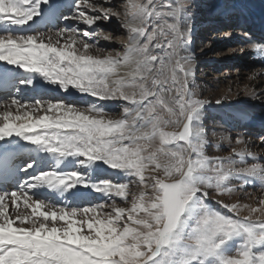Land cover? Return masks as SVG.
Wrapping results in <instances>:
<instances>
[{"label": "snow or ice", "instance_id": "snow-or-ice-1", "mask_svg": "<svg viewBox=\"0 0 264 264\" xmlns=\"http://www.w3.org/2000/svg\"><path fill=\"white\" fill-rule=\"evenodd\" d=\"M69 11L55 0H0V62L26 74L4 68L0 81L19 92L17 85L34 88L40 77L65 92L125 105L114 118L96 104L15 97L0 104L7 174L39 169L15 190H0V264H264V163H248L257 157L242 137L239 151L208 154L209 102L192 90V61L184 54L188 7L126 0L121 10L112 0H75ZM37 18L77 27L50 35L33 27ZM113 18L129 40L115 55L97 47L112 40L99 25ZM251 48L264 60V43ZM13 137L35 146L36 156L8 170ZM101 165L123 179L103 176ZM254 182L262 193L255 205L216 200L225 214L209 203L213 194L233 195ZM80 187L108 200L64 203Z\"/></svg>", "mask_w": 264, "mask_h": 264}, {"label": "rangeland", "instance_id": "rangeland-1", "mask_svg": "<svg viewBox=\"0 0 264 264\" xmlns=\"http://www.w3.org/2000/svg\"><path fill=\"white\" fill-rule=\"evenodd\" d=\"M114 4L120 6L121 10H123V5L125 4L126 0H112ZM184 3L187 0H174V2ZM209 3H211L209 5ZM189 9V16L187 19L186 24L184 25L189 30V39L191 41L190 45L193 47L196 53V57L199 60V64L196 66L193 65V72L195 74L191 77L192 79V90L196 93L197 97L208 101L205 105L203 120L206 128L208 129V135L211 140L216 138H220L223 135L229 136L230 144L234 145L236 143L237 137H244V140L247 142H255V144L251 147H247V149L256 154L258 163H264V159H260L264 157V131L261 133H257L254 130L256 128H250L246 126L240 125L237 121H233L232 126L224 122L222 115L220 114L223 108L220 104H217V100H230L231 95L235 94L238 96H242L243 94H249L250 97H253L251 91L249 90L250 87L249 82L250 80L254 79H264V60L260 58L259 55H256L253 51L247 48V45L243 43L244 34L248 33L246 31V27H244L241 23V26L238 25V19L252 17H258L264 14V0H191L189 4H187ZM217 8H222L224 11L227 12V17H221L220 15H215L214 10L216 11ZM219 20H214V19ZM67 24V20L62 19L59 22L56 30H53L51 34L55 31L59 30L60 28H65ZM108 24V27H106ZM195 28L193 32H191L192 26ZM117 25V27H116ZM70 27H77L76 22H70ZM80 28H83V25H79ZM99 27L104 30L105 33L110 34L112 37V41H115L120 44V48L114 50V53H123L124 46L129 42L128 34H126V30L120 26V22H108L103 21L100 23ZM230 30V31H226ZM113 31V32H112ZM115 31V32H114ZM221 32L225 34L223 36H219ZM228 32L237 35L236 38L232 40L225 41ZM125 33V34H124ZM226 43H225V42ZM231 45H235L236 55L231 56L227 53L229 47ZM244 45V46H243ZM103 49L102 47H99ZM189 48V47H188ZM106 51V50H104ZM106 51L105 53H107ZM220 54L221 57H217ZM217 61V64H215ZM195 69V70H194ZM237 71L240 74L241 80L234 84H229V78L221 79L219 76L221 74H228ZM247 71V72H246ZM260 72V73H257ZM245 73V74H243ZM220 74V75H219ZM256 74V75H255ZM216 76V77H215ZM222 76V75H221ZM252 78V79H251ZM221 79V80H220ZM264 81V80H263ZM261 81L258 83L257 87L254 88L255 97L251 101H256L254 103H260L264 107V82ZM227 82V83H225ZM248 83V85H247ZM220 85V86H219ZM238 87H237V86ZM222 86V87H221ZM225 87V88H224ZM226 89L224 92L223 90ZM233 89V90H232ZM232 90V91H231ZM221 91L223 94H221ZM229 91V93H228ZM227 92V93H226ZM231 92V93H230ZM224 95L225 97H222ZM44 101L55 100L53 97H47L43 99ZM60 101V100H59ZM32 103V101L28 102L22 101V103ZM65 103H72L75 104L79 108H87L92 104H96L98 106H102L106 109V111L112 115L114 118H118L122 112V108L124 107L125 103H115L111 101H100L93 99L90 104L86 105H79L76 102H66ZM230 103V101H228ZM228 104V103H227ZM261 115L258 119L264 118V110L260 112ZM263 114V115H262ZM257 118V117H256ZM254 119L253 121H257L258 119ZM242 124V123H241ZM258 130V129H257ZM260 131V130H258ZM218 136V137H217ZM221 136V137H220ZM235 140V141H234ZM225 141V140H222ZM263 143V144H262ZM217 142H212V146L208 149V154L213 156H229L231 155V150L233 148H228L226 143L223 142L221 147L217 148L215 145ZM239 149L237 148V151ZM231 152V153H230ZM216 153V154H215ZM227 155H222V154ZM221 154V155H220ZM251 157H249L250 159ZM252 163V162H249ZM111 170V169H110ZM115 170H111L110 174L112 175ZM109 178L117 179L114 176H108ZM123 179V177H120ZM237 185H241L240 181L235 182ZM254 185V186H253ZM248 192V196L240 194L239 200L242 203H250L252 199L254 201V205L257 203V198L261 196V185L259 182H254L251 185H243L238 187L237 193ZM131 191L137 192L139 189L135 186L131 188ZM244 193V191H243ZM241 196V197H240ZM213 199L209 201L213 207L217 208L218 210L225 212V214H230L227 212L226 209H223L220 204L216 203V200H223L224 203H232L231 195H223V196H216L213 194ZM101 203V202H97ZM103 203V202H102ZM116 203L120 206H126L122 200H117ZM96 204V203H95Z\"/></svg>", "mask_w": 264, "mask_h": 264}, {"label": "bare ground", "instance_id": "bare-ground-1", "mask_svg": "<svg viewBox=\"0 0 264 264\" xmlns=\"http://www.w3.org/2000/svg\"><path fill=\"white\" fill-rule=\"evenodd\" d=\"M74 2H75V0H55V3L57 4V7L59 8V10L64 15H71V12L69 11V9L72 7V4ZM97 2L98 3H104V0H97ZM190 2H191V0H187L186 2L184 1L183 4H185L187 6V4H189ZM112 3H114V1H112ZM210 4L211 3H209V5ZM105 6H108V5L106 4ZM214 14L215 15H220V18L221 17H227V12L224 11L222 8H217L216 11L214 10ZM60 20L61 19H55V20H52L50 22H43L42 23V22H40L39 18H37V21L33 25V27L36 28L38 31H42V32H45V33L51 35L53 30H56L54 28L58 27ZM115 20L116 19L113 18L111 20V22L112 21L115 22ZM214 20H219V19L217 18V19H214ZM70 22H73V21L67 20V24H66L67 28L70 27L69 26ZM108 22H110V21H108ZM241 23H242V25L244 27L247 28L246 31L248 32V33L244 34V36H242L243 39H244L242 44L247 45V48L254 52V50L251 48V44L264 43V39H262V38H264V36L261 35V34L258 35V33H263V31H264V14L261 15V16L255 17V18L254 17L247 18L246 21H245L244 17L241 18V19H238V25L237 26H241ZM53 26H54V28H53ZM106 27H108V24H107ZM116 27H117V25H116ZM194 28H195V24H194V26H192L191 32H193ZM16 31L20 32L21 30L17 29ZM30 31L31 30L28 28V26H24L23 32H30ZM226 31H230V30H226ZM126 34H128V33H126ZM224 34H225L224 32H221L219 34V36H223ZM236 37H237V35H233V34L228 32V35L226 36L225 41L232 40L233 38H236ZM97 47L98 48L102 47L104 50H106L108 52H111L113 55H115L117 52L114 53L115 52L114 50H116V49L118 50L120 48V44L115 42V41H112V40L110 42L104 41V40H100L98 45H97ZM236 50H237L236 46L235 45H231L229 47L227 53L230 54L231 56H234V55H236ZM196 53L197 52H195V50L191 46H189L188 51L186 53H184L185 55H188V56L191 57L192 70H193V65L196 66L197 64H199V60L196 57ZM256 55H258V54H256ZM217 57L219 58V57H221V55L218 54ZM215 64H217V61H216ZM4 68H8V69H11L12 71L17 72L19 76L26 75L25 73H23V70L16 69L14 66L5 65L4 62H0V70H2ZM257 73H260V72H257ZM194 74H195V72H193V75ZM243 74H245V73H243ZM221 75L219 76V78H221V79L229 78L228 79L229 80V82H228L229 84H234L235 85L236 83H238L241 80L240 74L237 71H234V72H232L230 74H228V72H227L226 74H224V75L221 74ZM263 80L264 79H262V78L259 79V80L257 78L254 79V80H250L249 85L247 83V85L250 87V89L249 90L247 89V91L249 92V91L252 90L251 91V94H252L255 91L253 87H257L258 83L263 81ZM225 83H227V82H225ZM222 90H223V88H222ZM225 90L226 89H224L223 92ZM223 92L221 91V94H223ZM15 93H17V95L6 96V97L1 96L0 97V104H2L4 101H6V100H8V99H10L12 97L19 98L21 101L28 100V102L29 101L30 102L31 101L34 102L35 99H42L43 100L44 98H47V97L48 98L49 97H53L55 100H58V101L59 100L60 101H66V102H68V101L73 102L74 101V102H76V104L78 103L79 105L90 104L93 99L100 100V99H98L96 97H92V96L87 95V94H81L75 89H70L68 92H65L63 89H61L57 85L49 84L48 82L44 81L40 77H37V79L35 81V87L34 88L33 87H27L26 88V87L20 86V91L19 92H15ZM228 93H229V91H228ZM222 97H225V96L222 95ZM254 97H255L254 95H253V97H250V95L249 94L247 95V93H246V94H243L242 96H238V95L233 94V95H231V99L230 100L222 99L221 100L222 103H220V106L223 108V110H222V112L220 114L222 115V117L224 119V122L231 123L229 125L232 126V125H234L233 121L235 122V124H237L236 122L238 121L240 123V125H242V126L250 127V128H253V129L256 128L254 131L257 132V133H261L262 130L264 131V118L262 117V119H261V117H260V119H258L259 116H256V115H261L260 112H262V110H264V107L260 103H254L256 101H251V100H253ZM100 101H107V100H100ZM108 101L115 102V103H125L123 101H113V100H108ZM228 101H230V103ZM255 118L258 119V120L257 121L256 120L253 121ZM257 129H259L260 131H258ZM223 136H226V135H223ZM242 138H244V137H242ZM11 139L13 140L14 145L16 147L10 150V155L9 156L10 157L11 156L12 157H17V160H18L17 162L18 163H20V161L23 160V156H24L25 152H28V151L31 152V149H33L34 152H35V146H32V145L28 144L27 142H24V141H22V140H20L19 138H16V137H13ZM222 140H225V141H222ZM211 142H217V144H219L220 147H221V145H223V142H224V143H226V146L229 149L230 148H235V149L238 148L240 150V149L245 147V144L235 143L234 145H232L226 139L219 140V138H216V139L212 140V138H211ZM263 142H264V140H263ZM0 144H4V142L0 141ZM254 144H255V142H253V140H252L251 142H247L246 146L251 149V147ZM19 154H22L23 156L22 155L18 156ZM41 154H42V156L45 155L43 153H41ZM222 155H227V154L225 153V154H222ZM33 156H34L33 154H30V158L31 159L28 160V163L32 162V157ZM0 159H4V155L3 154H0ZM69 159H71V158H69ZM247 161H248V163L249 162L258 163L257 159L253 160L252 158L249 159V157L247 158ZM69 167L71 168L72 166L70 165ZM101 167L105 169V171L102 173L103 176L108 177V176H114L115 175L116 178H120V177L117 176V172H114L111 175L110 174L111 170L108 169L107 166L101 165ZM34 170L38 171L39 169L36 168V166L34 165V168L33 169H29V172L26 173V179L30 178V174ZM7 190L8 191H12L14 189L12 187H10ZM48 191L50 192L51 190H48ZM243 191H244V193H243ZM73 192H76L77 195L74 196V197H71V200H67V199L64 200V203L75 202L77 204L86 205V204H88L90 202V200H92V204H95L97 202H101V203L103 202L104 203L105 201L108 200L107 197H103L101 194L95 193V192H93V191H91L89 189L83 188V187H80L78 189H74ZM240 194L245 195L246 197H249L248 196V192H245V190H242V192H240V193L235 192L233 195H231L232 196V199H231L232 203L237 202V201L241 202L239 200L240 199L239 198ZM87 199H89V200L87 201ZM115 200L116 201L120 200V198H115ZM253 200H255V199H252L249 204H253L254 205V201ZM245 214L246 213H242V215H245Z\"/></svg>", "mask_w": 264, "mask_h": 264}]
</instances>
